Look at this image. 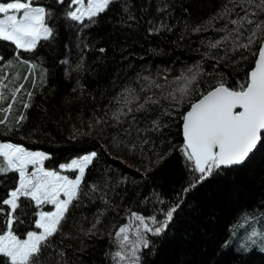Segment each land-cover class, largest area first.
Segmentation results:
<instances>
[{"label":"snow or ice","instance_id":"6c2138e0","mask_svg":"<svg viewBox=\"0 0 264 264\" xmlns=\"http://www.w3.org/2000/svg\"><path fill=\"white\" fill-rule=\"evenodd\" d=\"M180 8L188 17L171 24L174 0H160L158 15L146 20L136 0H0V187L6 189L0 194V264H81L78 254L90 247L88 241L105 235L115 246L104 254L108 264H147L164 237L176 236L181 221L205 215L217 223L197 190L235 175L264 152V0H222L199 22L183 0ZM102 14L124 36L114 71L107 64L93 68L86 59V50L95 48L90 29L101 23ZM177 26L181 35L172 41L177 47L192 33L212 29L214 35L200 38L193 49L199 58L173 77L179 57L167 63L171 50L165 53L157 44ZM62 39L67 54L60 63L66 65V78L73 80L75 73L64 103L85 101L86 108L90 98L91 115L77 113L79 126L72 123L68 140L49 141L64 146L59 149L14 142L17 135L35 141L51 119L49 109L35 105L43 111L25 132L37 90L55 89L41 49L50 53ZM99 52L97 61L105 60L107 47ZM149 54L163 55L165 62L155 67L150 60L141 62ZM226 68L241 70L243 78L230 83L221 70ZM101 71L110 78L97 96L83 76L90 72L99 78ZM110 91L114 94L107 96ZM106 96L108 103L101 104ZM57 151H67L70 158L47 166ZM116 153L137 160L130 165L135 174L113 170L104 157L124 159ZM174 158L181 162V179L168 192L156 174ZM89 207L95 209L90 214ZM112 214L125 222L106 225ZM222 232L219 237L203 232L208 245L201 257L179 264H222L229 253L264 254V200L242 208ZM181 237L192 240L194 233L184 228Z\"/></svg>","mask_w":264,"mask_h":264},{"label":"trees","instance_id":"16d2710c","mask_svg":"<svg viewBox=\"0 0 264 264\" xmlns=\"http://www.w3.org/2000/svg\"><path fill=\"white\" fill-rule=\"evenodd\" d=\"M182 0H174L176 5V16L169 18V23L176 24L177 18L183 20L188 17L189 13H185L180 8ZM222 0H183L184 6H190L191 18L196 22L202 19H206L211 13L215 12L220 6ZM160 0H136L137 7L145 8V20L148 17L157 16L155 9ZM112 11L108 12V16H113ZM91 42L95 44V48L92 50H86V59L90 66L95 68L97 64H107L109 68L114 71L112 67H119L117 63L119 61L120 53L119 48L124 43V36L119 26H114V23L108 19L107 16L101 15V23L93 26L90 29ZM181 35V28L177 26L172 33H165L162 37H158V47H162L167 53L171 50L172 55L170 59H167V63H171L172 60H176L179 57V61L174 66L170 76H177L180 73V67L187 66L192 61L199 58V53L194 51L199 44L200 38L205 35H214L212 29H207L206 32L199 34L192 33L191 37H185L183 41H180L181 46L177 47L172 41H176ZM131 39H135V35L131 36ZM106 46V59L103 61H97V57L101 55L99 47ZM140 47V44L136 45ZM145 51L147 50V44H144ZM42 52L46 53V66L51 68L50 84L55 86L54 91L46 90L42 93L37 90L36 96L34 97V106L29 110L32 114V122L29 123L28 127L25 128V132L35 125L37 120V113L43 111L38 109L35 105H43V107L50 110L49 119L42 128V134L38 135L35 141L25 140L19 135L12 137L14 142H23L26 146L36 145L37 147L43 146L45 150L51 148H61L63 145H58L55 142L49 143L53 138L56 139H69L71 131V125L73 122L79 126V121L75 120L77 113L83 111L85 117L91 115L92 108L95 106L89 101L85 108V101H76L71 104L64 103V97L71 92L73 80L75 79V73H73V80H69L65 76V67L62 65L60 60L67 54V50L63 47V39L58 41L57 48L48 52L47 48L41 49ZM75 54V48H73ZM7 59V56H5ZM166 57L163 55L152 56L149 54L141 62H152L153 67L158 64L165 62ZM73 62H75V56H73ZM228 73V79L230 83L235 82L237 79L243 78V72L241 70H233L231 68L221 69ZM109 76H105L101 71L100 77H93L90 72H85L83 79L89 90H96L97 96L99 91L103 90L104 84L109 79ZM211 82V81H209ZM28 87H31L30 82H26ZM159 91V90H156ZM114 92H108L107 96L113 95ZM107 96L101 102V104L108 103ZM16 111L19 110L20 105L16 104ZM71 117V118H70ZM2 118V117H0ZM179 124V121H177ZM176 128L172 129L176 132ZM50 133V135H48ZM179 139V137H177ZM106 142V141H105ZM99 145V141H97ZM116 156H123L124 159H117L113 155H107L104 159L107 160L108 164L113 168L114 171H123L129 174H135V169L130 167L137 163V160L131 158L126 153H116ZM64 157H69L67 151H57L56 158L47 161V166H57ZM70 158V157H69ZM127 161V162H125ZM181 162L179 159L174 158L163 169L156 175L161 178L160 183L163 185L164 190L171 192L173 187H179L177 181L181 179L180 175ZM97 170L94 169L93 172ZM88 179H93L92 175L88 176ZM6 191L5 188L0 187V194ZM144 194H147L145 189ZM196 196L205 212L214 211L217 219V223H211L205 215L194 217L190 221H181L176 227V236H166L163 241L159 244V251L156 256H149L147 258V264H179L181 259L184 260H197L201 257L204 248L208 245L207 238L203 235V232L211 230L217 234V237L223 234L222 229L225 225L230 222L237 213L245 207L252 208L259 206L260 202L264 200V152H258L249 163L235 175L228 174L226 177H220L213 179L204 187L199 188L196 192ZM240 197V199H238ZM132 196L128 197V201H131ZM95 209L92 207L88 208L90 214ZM78 217V213H77ZM114 219H119L120 222H125L122 217H115L114 214L110 215L105 223L111 226ZM66 224V229L70 226ZM23 225H18V229H22ZM184 228H189L194 233V239L186 240L181 237V233ZM65 243H69L65 240ZM90 247L83 253H79V259L81 264H108L105 259V252L110 248H114L109 238L105 235L103 238L93 239L88 241ZM191 253V255L189 254ZM69 250V255H71ZM239 260L240 264H264V254L258 251H252L246 257H237L231 253L226 255L222 259V264H236Z\"/></svg>","mask_w":264,"mask_h":264},{"label":"rangeland","instance_id":"374dc122","mask_svg":"<svg viewBox=\"0 0 264 264\" xmlns=\"http://www.w3.org/2000/svg\"><path fill=\"white\" fill-rule=\"evenodd\" d=\"M238 199H240V197Z\"/></svg>","mask_w":264,"mask_h":264}]
</instances>
